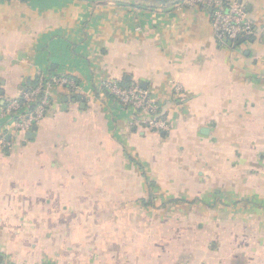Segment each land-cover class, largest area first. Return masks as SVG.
<instances>
[{"label":"crops","instance_id":"0c3cea01","mask_svg":"<svg viewBox=\"0 0 264 264\" xmlns=\"http://www.w3.org/2000/svg\"><path fill=\"white\" fill-rule=\"evenodd\" d=\"M227 1L257 28L235 49L183 0H0V264H264V0ZM41 74L79 87L32 138L6 131ZM105 81L169 130L132 126Z\"/></svg>","mask_w":264,"mask_h":264},{"label":"built area","instance_id":"2783aa9c","mask_svg":"<svg viewBox=\"0 0 264 264\" xmlns=\"http://www.w3.org/2000/svg\"><path fill=\"white\" fill-rule=\"evenodd\" d=\"M183 3L210 10L214 37L230 49L244 45L257 35L255 24L244 7L236 1L183 0ZM98 86L101 96H109L121 111L127 112L132 126H141L154 134L169 130L170 120L163 103L138 85L122 87L115 81H105ZM58 87L78 89L79 86L63 74L38 75L34 89L22 91L17 99H13L5 107L3 113L6 124L3 128L17 136L30 132L42 120L46 109L51 105L52 91ZM174 91L179 93L178 85H175Z\"/></svg>","mask_w":264,"mask_h":264},{"label":"water","instance_id":"95a60500","mask_svg":"<svg viewBox=\"0 0 264 264\" xmlns=\"http://www.w3.org/2000/svg\"><path fill=\"white\" fill-rule=\"evenodd\" d=\"M145 4L154 3L156 6H165L172 3H177L182 0H141ZM36 131V127H33V129L27 133L29 138H32L34 136V133Z\"/></svg>","mask_w":264,"mask_h":264},{"label":"trees","instance_id":"16d2710c","mask_svg":"<svg viewBox=\"0 0 264 264\" xmlns=\"http://www.w3.org/2000/svg\"><path fill=\"white\" fill-rule=\"evenodd\" d=\"M15 1L24 2L26 0H15ZM65 76H67V75H65ZM67 77L69 79H73V77H70V76H67ZM37 81H38V76L34 79V81H31L30 83H28V85H26L22 91L34 89L36 87V85H37Z\"/></svg>","mask_w":264,"mask_h":264}]
</instances>
